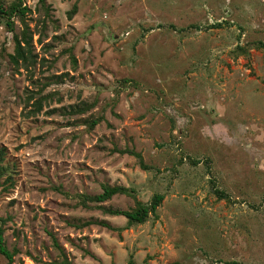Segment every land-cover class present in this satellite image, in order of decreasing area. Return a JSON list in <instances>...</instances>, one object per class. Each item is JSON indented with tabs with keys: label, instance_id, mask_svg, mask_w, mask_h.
<instances>
[{
	"label": "rangeland",
	"instance_id": "374dc122",
	"mask_svg": "<svg viewBox=\"0 0 264 264\" xmlns=\"http://www.w3.org/2000/svg\"><path fill=\"white\" fill-rule=\"evenodd\" d=\"M18 1L0 0L12 264H264V0H20L22 20ZM14 35L30 50L16 63ZM103 184L164 198L127 225L97 205L131 196L80 205Z\"/></svg>",
	"mask_w": 264,
	"mask_h": 264
},
{
	"label": "trees",
	"instance_id": "16d2710c",
	"mask_svg": "<svg viewBox=\"0 0 264 264\" xmlns=\"http://www.w3.org/2000/svg\"><path fill=\"white\" fill-rule=\"evenodd\" d=\"M39 4L43 8H47L46 1L45 0H38ZM5 7L0 5V14L1 15H7V11L4 9ZM30 9L26 7L25 5L22 4V2L19 0L16 4L11 7V10L8 14H14L17 15L21 20L24 18L25 14L27 11ZM76 11V5H73L70 10L67 11V15L71 17V15ZM11 16V15H10ZM6 25L9 27L10 30H13L12 27V22L10 21L9 18L6 19ZM14 40H15V53L11 54L10 57L11 59L16 63L18 59H26V56L30 54V50L27 48L26 50L24 47L21 45L22 40L26 44L29 45L28 40L25 36L21 37V39L17 38L16 35H14ZM40 105L37 107L39 108ZM89 107L85 106V108L82 109H77L78 112H82L85 109ZM101 120V117L92 119L91 121L87 122V126L89 129L93 128L97 123H99ZM117 152L121 154H129L134 156L135 158L138 159L139 161V166L142 169H147V165L143 162V158L141 153L134 151L133 149H116ZM3 162V148L0 149V177L3 175L4 172H6V168L2 165ZM9 179L11 177H8ZM117 194H125L128 196H131L134 198V206L127 209V210H122V209H111L109 207H105L101 204H98V208L102 210V212L107 213L109 215H114V216H124L127 219V225H131L134 223H143L146 221L148 216L150 214H155L157 207L161 204L164 195L161 193H157L153 195L151 200L148 203H143L135 199L134 193L132 189H129L125 186L122 185H108V184H103L102 185V191L98 194L90 195V194H83L81 195V201L80 205L88 207V202L91 203H103L106 202L107 200L111 199L112 196L117 195ZM5 219L0 217V254L6 259L5 264H12L13 263V257L16 253V250H9L6 247L4 236H3V227L2 225L4 224ZM91 221H86L83 224L88 225L90 224ZM98 224H101L111 230H117L115 227L103 222L99 221L97 222ZM53 239V244L55 247L59 248V244L56 241L54 237ZM59 264H72L66 257L62 259V261L59 262ZM127 264H135L131 259L128 261Z\"/></svg>",
	"mask_w": 264,
	"mask_h": 264
}]
</instances>
